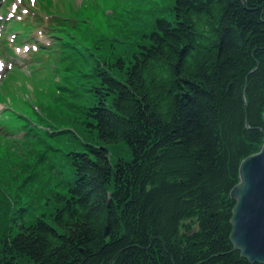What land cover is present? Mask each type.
Masks as SVG:
<instances>
[{
    "label": "trees",
    "instance_id": "1",
    "mask_svg": "<svg viewBox=\"0 0 264 264\" xmlns=\"http://www.w3.org/2000/svg\"><path fill=\"white\" fill-rule=\"evenodd\" d=\"M170 9L131 51L93 40L77 65L95 54L91 103L43 107L46 135L80 138L66 153L72 178L50 210L2 231L0 264H264L229 237L239 164L264 142V0Z\"/></svg>",
    "mask_w": 264,
    "mask_h": 264
},
{
    "label": "rangeland",
    "instance_id": "2",
    "mask_svg": "<svg viewBox=\"0 0 264 264\" xmlns=\"http://www.w3.org/2000/svg\"><path fill=\"white\" fill-rule=\"evenodd\" d=\"M170 6L171 0H0V195L6 198L0 234L50 210L53 193L72 178L66 153L80 146L79 136L72 129L73 140L58 129L48 136L50 127L38 117L43 107L64 113L92 102L83 81L95 54L77 67L92 55L88 46L108 36L115 54L131 51L157 16L171 18ZM54 41L55 50L44 53ZM101 52L96 64L104 61Z\"/></svg>",
    "mask_w": 264,
    "mask_h": 264
},
{
    "label": "water",
    "instance_id": "3",
    "mask_svg": "<svg viewBox=\"0 0 264 264\" xmlns=\"http://www.w3.org/2000/svg\"><path fill=\"white\" fill-rule=\"evenodd\" d=\"M230 196L235 200L229 235L234 248L249 262L264 263V142L241 160Z\"/></svg>",
    "mask_w": 264,
    "mask_h": 264
}]
</instances>
